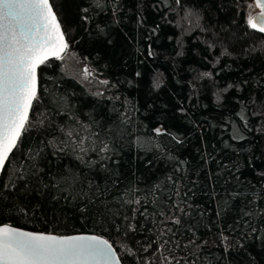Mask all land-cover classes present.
Instances as JSON below:
<instances>
[{
  "label": "trees",
  "instance_id": "obj_1",
  "mask_svg": "<svg viewBox=\"0 0 264 264\" xmlns=\"http://www.w3.org/2000/svg\"><path fill=\"white\" fill-rule=\"evenodd\" d=\"M50 2L68 54L38 69L29 130L0 176V225L97 234L123 264H264L253 0ZM85 66L108 83L79 79Z\"/></svg>",
  "mask_w": 264,
  "mask_h": 264
},
{
  "label": "snow or ice",
  "instance_id": "obj_2",
  "mask_svg": "<svg viewBox=\"0 0 264 264\" xmlns=\"http://www.w3.org/2000/svg\"><path fill=\"white\" fill-rule=\"evenodd\" d=\"M256 6L260 13L249 14L247 24L264 33V0H256ZM87 11L85 8L84 12ZM68 49L50 0H0V171L18 149L23 133L29 130L30 111L34 101L40 99L37 70L47 65L50 58L64 60ZM83 71L85 79L92 75L87 66ZM101 83L106 85L108 81ZM155 131L161 134L159 128ZM101 151H108V145ZM134 203L139 205L141 200ZM171 222L179 224L180 220ZM128 252L132 254L131 249ZM0 264H122V259L113 245L100 236H58L22 231L5 224L0 226Z\"/></svg>",
  "mask_w": 264,
  "mask_h": 264
},
{
  "label": "water",
  "instance_id": "obj_3",
  "mask_svg": "<svg viewBox=\"0 0 264 264\" xmlns=\"http://www.w3.org/2000/svg\"><path fill=\"white\" fill-rule=\"evenodd\" d=\"M253 2L255 3L256 5V0H253ZM51 3V2H50ZM257 7V6H256ZM260 13V9L257 7V11L252 14V16H257L258 14ZM66 39V38H65ZM52 59H55V58H50L49 60H52ZM38 72V70H37ZM3 171V170H2ZM2 171H0V176L2 174ZM5 225V224H3ZM3 225H0V226H3ZM8 225V224H7ZM10 227H14V228H18L22 231H27V232H37V233H40L42 231H34V230H28V229H24V228H20V227H16V226H12V225H9ZM42 233H45V234H53V233H48V232H42ZM53 235H58V236H75V235H96V236H100V235H97V234H92V233H77V234H69V235H59V234H53ZM102 237V236H100ZM104 238V237H103ZM105 239V238H104ZM123 264V263H122Z\"/></svg>",
  "mask_w": 264,
  "mask_h": 264
},
{
  "label": "rangeland",
  "instance_id": "obj_4",
  "mask_svg": "<svg viewBox=\"0 0 264 264\" xmlns=\"http://www.w3.org/2000/svg\"><path fill=\"white\" fill-rule=\"evenodd\" d=\"M257 11V7L254 5L252 8H251V10H250V12H249V14H254L255 12ZM249 14H248V16H249ZM248 16H247V18H248ZM84 68L85 67H81L80 69H79V71H77V76L79 77V79H81V80H83V81H85V82H87V83H91V82H94V81H97V82H99V83H101V80L100 79H97L95 76H94V74L92 73V75H90V76H88L87 77V79H85V76H84Z\"/></svg>",
  "mask_w": 264,
  "mask_h": 264
}]
</instances>
